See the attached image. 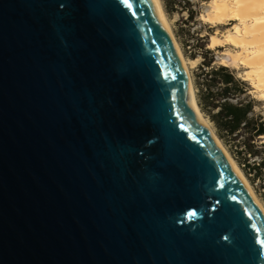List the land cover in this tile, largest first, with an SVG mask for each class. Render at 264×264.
Instances as JSON below:
<instances>
[{
	"label": "water",
	"instance_id": "obj_1",
	"mask_svg": "<svg viewBox=\"0 0 264 264\" xmlns=\"http://www.w3.org/2000/svg\"><path fill=\"white\" fill-rule=\"evenodd\" d=\"M0 264H264L154 0H0Z\"/></svg>",
	"mask_w": 264,
	"mask_h": 264
},
{
	"label": "trees",
	"instance_id": "obj_2",
	"mask_svg": "<svg viewBox=\"0 0 264 264\" xmlns=\"http://www.w3.org/2000/svg\"><path fill=\"white\" fill-rule=\"evenodd\" d=\"M212 64L213 61L204 57L200 66L198 108L212 125L218 139L230 147L233 154L257 159L264 151V116L255 113L259 103L250 95L248 84L233 71L222 66L213 67ZM235 159L248 179L251 174H255L257 180L262 177L263 160L251 167Z\"/></svg>",
	"mask_w": 264,
	"mask_h": 264
},
{
	"label": "rangeland",
	"instance_id": "obj_3",
	"mask_svg": "<svg viewBox=\"0 0 264 264\" xmlns=\"http://www.w3.org/2000/svg\"><path fill=\"white\" fill-rule=\"evenodd\" d=\"M210 2L211 0H159L175 42L184 59L191 80L196 104L198 106V96L200 91V88L198 87V76L200 74V66L203 62V58L206 57L207 61H213V67L222 66L228 68L233 71L238 78L248 84L251 90L250 95L259 103L255 113L264 116V100L261 98V94L252 87V83L245 80L247 70L239 66H230V59L228 58L229 54H236L237 52L228 46H224L216 51L208 48L211 36L216 34L218 37L222 38L223 36H226V33L230 31L233 32L232 29L236 25V23L231 22L228 26H218L215 28L213 25L205 23L202 19L206 16L209 10ZM199 112L215 134V131L206 116L200 111V109ZM219 142L250 185L254 197L264 211V170L262 171V177L258 180L255 179V174H251L248 179L244 175L242 167L237 163V159H235L238 158L241 164H248L251 167L257 166L262 160L264 161V151L259 153L257 159H248V157H238L235 152L233 154L230 147L224 145L220 140ZM262 143H264V141ZM249 180L251 182L253 181V183L251 184Z\"/></svg>",
	"mask_w": 264,
	"mask_h": 264
},
{
	"label": "bare ground",
	"instance_id": "obj_4",
	"mask_svg": "<svg viewBox=\"0 0 264 264\" xmlns=\"http://www.w3.org/2000/svg\"><path fill=\"white\" fill-rule=\"evenodd\" d=\"M154 2L160 12L169 36L178 49L182 64L186 70L191 101L193 102L197 117L202 121L204 127H206L217 146L226 155L264 216V211L254 197L250 185L221 146L213 130L207 125L206 121L195 107V96L184 59L175 42L159 0H154ZM202 20L209 25H213L215 28L218 26H228L231 22L236 23L232 29L233 32L230 31L226 33V36L222 38L218 37L216 34L211 36L208 48L214 51L224 46L233 48L237 53L229 54L230 66H239L247 70L245 80L252 83V87L261 94V98L264 100V0H211L209 10Z\"/></svg>",
	"mask_w": 264,
	"mask_h": 264
}]
</instances>
